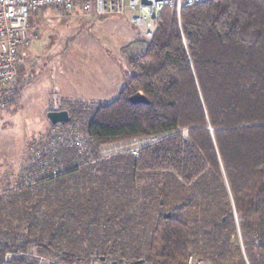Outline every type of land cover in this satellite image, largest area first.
Returning <instances> with one entry per match:
<instances>
[{"label": "trees", "instance_id": "1", "mask_svg": "<svg viewBox=\"0 0 264 264\" xmlns=\"http://www.w3.org/2000/svg\"><path fill=\"white\" fill-rule=\"evenodd\" d=\"M126 66L113 98L72 112L92 154L174 135L78 164L63 144L62 174L6 182L0 264H264V0L165 8Z\"/></svg>", "mask_w": 264, "mask_h": 264}, {"label": "rangeland", "instance_id": "2", "mask_svg": "<svg viewBox=\"0 0 264 264\" xmlns=\"http://www.w3.org/2000/svg\"><path fill=\"white\" fill-rule=\"evenodd\" d=\"M29 24L31 41L25 47L26 55L22 59L17 80L3 93L0 92V188L10 181L11 189H16L19 178L30 183L41 175L62 174L58 145L76 137L84 140L89 155H79L76 163L89 157L98 160L104 145L98 148V154H92V143L83 125L78 119L72 121V112L81 109L83 102L58 97L51 72L67 65L71 58L97 59V52L102 50L108 57V64L99 60L101 63L94 66L92 71L101 68L98 72L102 73L103 70L109 75L113 71L110 59L127 69V56L138 53L144 45L140 31L127 18L120 16L93 18L77 9L71 15L49 9L31 16ZM107 84L110 86L112 80L108 79ZM58 85H61V78H58ZM60 108L69 111L71 121L52 126L46 115ZM44 153L47 154L45 158ZM223 183L229 190L226 178H223ZM235 242L241 243L239 234ZM37 264L59 262L41 258Z\"/></svg>", "mask_w": 264, "mask_h": 264}, {"label": "built area", "instance_id": "3", "mask_svg": "<svg viewBox=\"0 0 264 264\" xmlns=\"http://www.w3.org/2000/svg\"><path fill=\"white\" fill-rule=\"evenodd\" d=\"M210 1L213 0H0V89H7L16 82L22 59L26 55L25 47H28L31 41L30 18L44 10L56 9L71 15L72 11L77 9L93 18L113 15L125 17L140 31L143 39L149 42L154 37L165 8H174L180 15L183 8ZM179 133L184 140L188 139L187 130ZM172 135L174 133L149 135L127 143L104 145L100 149L99 159L111 160L124 152H129L137 159L143 149L158 144ZM65 145L73 149L77 156H89L81 137L71 139ZM46 156L44 153L43 158ZM48 176L52 177L53 174ZM190 264L209 263L194 256Z\"/></svg>", "mask_w": 264, "mask_h": 264}, {"label": "crops", "instance_id": "4", "mask_svg": "<svg viewBox=\"0 0 264 264\" xmlns=\"http://www.w3.org/2000/svg\"><path fill=\"white\" fill-rule=\"evenodd\" d=\"M97 53V59L95 57L92 59L89 57L71 58L67 65L59 66L58 70L55 68V71L51 72L52 80L55 83L54 90L58 97L83 102H104L114 97L113 95L119 91L125 82L122 67L116 64L113 59L111 60L109 56L110 66L113 67V71L109 75L103 70H101L102 73L98 72V69L101 68L92 71L94 66L101 63V61L108 64L106 53L102 50ZM68 58L70 57L68 56ZM58 78H61V85H58ZM108 79L112 80L110 86L107 84ZM110 87H112L111 90L108 89Z\"/></svg>", "mask_w": 264, "mask_h": 264}, {"label": "water", "instance_id": "5", "mask_svg": "<svg viewBox=\"0 0 264 264\" xmlns=\"http://www.w3.org/2000/svg\"><path fill=\"white\" fill-rule=\"evenodd\" d=\"M129 101L133 105L148 104L147 98L141 92L132 95ZM46 117L52 126L65 125L71 121V115L68 110L50 111ZM165 217L169 218L170 214H165Z\"/></svg>", "mask_w": 264, "mask_h": 264}]
</instances>
